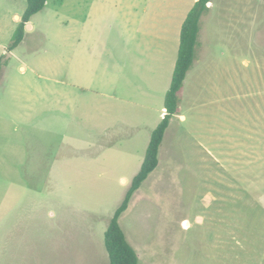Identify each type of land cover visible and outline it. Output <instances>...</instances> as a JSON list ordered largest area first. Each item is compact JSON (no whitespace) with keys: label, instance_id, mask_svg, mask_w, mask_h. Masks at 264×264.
I'll list each match as a JSON object with an SVG mask.
<instances>
[{"label":"rangeland","instance_id":"374dc122","mask_svg":"<svg viewBox=\"0 0 264 264\" xmlns=\"http://www.w3.org/2000/svg\"><path fill=\"white\" fill-rule=\"evenodd\" d=\"M142 1L46 0L8 50L26 0H0V264H109L194 4ZM199 27L118 222L137 264H264V0H211Z\"/></svg>","mask_w":264,"mask_h":264},{"label":"trees","instance_id":"16d2710c","mask_svg":"<svg viewBox=\"0 0 264 264\" xmlns=\"http://www.w3.org/2000/svg\"><path fill=\"white\" fill-rule=\"evenodd\" d=\"M210 1L196 0L182 22L177 58L172 71L170 86L166 90L164 97V116L155 128L152 129L140 168L133 176L123 201L116 208L104 232V244L109 256V264H137L138 259L136 253L127 241L119 225L118 217L128 206L133 192L140 187L142 182L158 164V150L165 130L168 127L170 119L178 114V92L182 88L186 73L191 69L195 59L197 37L200 29L199 21L208 9V3ZM45 3L46 0H26V7L13 32L8 50H12L19 45L23 37L24 25L29 22L33 14L41 11L45 7Z\"/></svg>","mask_w":264,"mask_h":264},{"label":"crops","instance_id":"0c3cea01","mask_svg":"<svg viewBox=\"0 0 264 264\" xmlns=\"http://www.w3.org/2000/svg\"><path fill=\"white\" fill-rule=\"evenodd\" d=\"M158 1V4H157V6H156V2L154 1V0H151L150 2H149V0H148V2H147V0L146 1H142L140 4L138 3V5H144V7L147 5V9H150V10H156V9H158V11H160L161 9H163V10H165V8H166V6H165V3H164V0H157ZM196 0H192V2L194 3ZM147 2V3H146ZM177 2H179V7H180V9H181V1L180 0H178ZM211 4V1L208 3V6ZM152 5V6H151ZM134 6V5H133ZM193 6V5H192ZM135 7V6H134ZM136 8V7H135ZM191 8V7H190ZM146 9V10H147ZM189 10H187V12H188ZM187 12H186V14H187ZM186 17V15L184 16V18ZM14 18L16 19V18H19V16L18 15H15L14 16ZM184 18H183V20H184ZM183 22V21H182ZM168 24V25H167ZM169 25H171V21L169 20L168 22H166V26H167V28L168 29H170L169 28ZM30 27H31V25H30ZM180 28H181V26H180ZM162 30H164L163 28H161V29H157V32L158 33H160V31H162ZM179 31H180V29H179ZM176 34V33H175ZM150 35H152V34H150ZM155 35V37H156V39H158V40H160L161 41V47L163 48L164 46H168L169 44H164V42L167 40L168 42H171L172 41V38H168V37H166V35H160V36H158L157 34H154ZM155 42V41H154ZM179 46V42H177V47ZM163 112H165V109H164V107L162 108V113ZM152 131V130H151ZM151 131H150V133H151ZM150 136V135H149ZM148 140H149V138H148ZM148 144V143H147ZM143 161V160H142ZM142 163V162H141ZM141 165V164H140ZM139 168H140V166H139ZM138 168V169H139ZM136 174V173H135ZM125 179H123V181H124ZM126 181V180H125ZM183 225L186 227L187 225H188V221H186V220H184L183 221Z\"/></svg>","mask_w":264,"mask_h":264},{"label":"water","instance_id":"95a60500","mask_svg":"<svg viewBox=\"0 0 264 264\" xmlns=\"http://www.w3.org/2000/svg\"><path fill=\"white\" fill-rule=\"evenodd\" d=\"M26 27H28V26H30L28 23H26V25H25Z\"/></svg>","mask_w":264,"mask_h":264}]
</instances>
